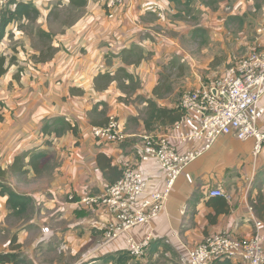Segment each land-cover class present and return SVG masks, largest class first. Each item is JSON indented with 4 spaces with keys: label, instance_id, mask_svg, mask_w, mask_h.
I'll use <instances>...</instances> for the list:
<instances>
[{
    "label": "crops",
    "instance_id": "crops-1",
    "mask_svg": "<svg viewBox=\"0 0 264 264\" xmlns=\"http://www.w3.org/2000/svg\"><path fill=\"white\" fill-rule=\"evenodd\" d=\"M30 1L39 8L45 5L48 11L53 0ZM232 1L233 4L229 2L227 8L236 3L241 7L242 3L250 7V12H246L245 6L242 10L248 17L250 13L256 14L264 9V0ZM105 3L104 0H90L84 16L55 37L54 43L60 47L55 58L38 63L36 70L30 71L32 78H24L25 83L14 78L12 75L16 67H13L2 79L0 97L6 101L8 108L5 119L0 122V165L7 169L17 155L25 154V169L28 170L17 175L8 171L4 182L19 194L30 196L31 202L25 217L14 216L7 203L8 195L0 194V237H3L2 231L7 230L10 219L17 218L18 221L11 226L14 231L8 244L0 239V252H19L28 264H40V261L32 259L33 254L22 253L26 250L24 241L27 239H30L28 246L32 245V248L53 250L54 253L60 250L52 264H116L119 252H126L127 246L123 248L121 242L104 247L106 226L115 218H112L108 207L89 205L92 208L88 209L79 205V200L69 201L68 196L63 199L64 194L69 192H75L79 198L99 195L114 182L105 174L107 168L100 169L97 153H107L112 158V164L118 165L120 169L123 162L129 161L143 173L147 187L139 200L165 190L166 172L160 162L156 159L142 161L136 151L138 145L143 143L142 135L163 130L167 132L171 126H159L157 130L147 131L141 114L143 104L138 105L136 110V102L133 106L117 102L121 91L115 83L106 93L96 92L93 85L99 67L117 73L121 66H125L143 80L144 86L138 94L152 95L157 82L153 68L159 69L158 61L163 58V54H156L150 61L141 59L139 65L127 66L122 62V51L139 45L146 57L153 48L161 47L163 38L153 41L152 29L161 22L160 11L164 9L168 12L175 6L164 0H124L119 5L109 3L108 11ZM229 13L224 9L222 19L225 20ZM147 15L153 16V19H148ZM261 24L264 34V18ZM258 30L260 32V26ZM260 46L264 47L261 37ZM73 85L86 86V97L92 96L96 100L105 94L112 110L108 115L115 114L126 120L129 134L137 137L121 145L98 146L89 134L92 126L90 119L83 115L84 109H92L94 101L85 104L80 109V115L70 112L71 101L67 96ZM165 100L159 99L158 102L160 105L176 106L166 104ZM66 114L80 120L82 132L78 136L66 132L56 137L53 119ZM130 117H137V121H129ZM131 123L136 124V129L131 128ZM48 126L44 134L42 128ZM259 126L264 131V91L259 104ZM206 143V138L190 146L183 143L181 149H199ZM254 146L253 138L240 140L233 135H223L210 149L188 163L160 214L147 225H137L128 232V239L133 237L141 241L150 232L153 239L144 255H132V259L125 264H182L188 259L190 250L211 234L225 232L236 238L253 235L256 231L254 220L260 219L253 203H256L260 190L264 191V146L258 155L254 153ZM41 150L48 152L51 161L47 170L38 173L28 162L35 151ZM70 157H74L77 167L73 166ZM42 177L48 178L46 191H42L39 186ZM215 188L221 189L225 195L211 196L210 191ZM44 210H48L47 217L39 219V212L46 215ZM39 223L45 224L42 226L43 231L37 236L33 235ZM53 236L55 239H51ZM42 241L45 244L38 246ZM61 251L63 255H60ZM215 264L244 263L220 259Z\"/></svg>",
    "mask_w": 264,
    "mask_h": 264
},
{
    "label": "built area",
    "instance_id": "built-area-1",
    "mask_svg": "<svg viewBox=\"0 0 264 264\" xmlns=\"http://www.w3.org/2000/svg\"><path fill=\"white\" fill-rule=\"evenodd\" d=\"M10 0H0V14ZM124 0H111L119 5ZM213 89H216L214 92ZM264 91V48H255L245 54L210 86L186 92L179 105L182 117L167 132L147 133L141 136L136 155L142 161L156 159L166 172L163 192L152 193L147 199L139 197L147 187L143 173L129 161L123 162L122 177L99 195H88L78 202L86 205H105L114 219L106 226L107 241L128 233L133 227L149 223L162 211L183 168L205 150L210 149L223 135L240 140L254 139V153L260 154L264 146V131L259 126V104ZM91 136L105 144H120L128 134L119 116L112 114L106 125L91 126ZM207 139L203 148L181 149ZM211 196H224L215 188ZM72 198V196H71ZM256 231L251 236L232 237L225 232L209 235L205 241L189 252L182 264H215L229 258L244 264H264V220L255 219ZM152 233L137 241L130 237L126 251L139 257L147 252ZM105 242V243H106Z\"/></svg>",
    "mask_w": 264,
    "mask_h": 264
},
{
    "label": "trees",
    "instance_id": "trees-1",
    "mask_svg": "<svg viewBox=\"0 0 264 264\" xmlns=\"http://www.w3.org/2000/svg\"><path fill=\"white\" fill-rule=\"evenodd\" d=\"M105 8L109 11L111 0H104ZM175 6V13L173 16L179 18L183 21H193L192 30L190 32V38L192 41H197L198 38H203L206 32V28L199 22L197 15L195 14L196 8L204 6L205 8L211 9L212 11H224L226 4L222 5L225 1L232 0H164ZM90 0H67L65 3L62 0H58L50 9L47 15L48 26L50 27V21L53 16H56L57 19L61 13L60 8H64L68 12L72 13V21L67 22V26L60 32L56 34L51 30L44 29L41 25H38L40 17H42V12L40 8L33 1H24V0H10L7 7L3 8L0 14V43L6 37L7 30L11 24H18V29L26 33L25 29L28 28L29 23L38 25L37 33L39 37V44L33 45L34 52L30 54V57H16L15 55L10 54L8 51H3L0 49V95H1V84L2 79L5 75L11 72L13 67H16L14 78H18L21 82L24 81V78H32L30 71H35L38 63H46L55 58L58 51L60 50L59 46H56L54 43L55 37L58 34L64 33L68 27L75 24L82 16L86 7L89 5ZM109 5V6H108ZM240 6L237 4L234 5L233 10L227 15L225 19L226 27L230 28L233 24H237L239 31L245 26V22L248 18V14L245 12L242 14L240 12ZM77 12V15H75ZM161 12V11H160ZM221 12V11H220ZM80 13V14H79ZM167 13V12H166ZM147 17V16H146ZM164 17L161 13L160 18ZM21 22V24H20ZM177 22V21H176ZM159 23V22H158ZM20 25V27H19ZM238 31V32H239ZM28 36L33 35L31 33H26ZM32 41V38H30ZM141 46L133 45L130 49H124L122 51V62L130 66L139 65L141 62V56L135 58L136 49H140ZM141 55V54H140ZM28 62V63H27ZM165 64V63H164ZM184 69V65H178L176 59H170L168 63L164 65V69L161 71L154 67L153 70L160 73V77H157V82L153 87L152 95L138 94V91L141 90L144 84H140L139 88L136 89L134 86L131 89L130 86L134 83V79H139V76H133L131 72L125 67L121 66L118 69V72H111L105 70L101 67L98 68V76L94 82V89L99 93L108 92L109 88L113 83L116 84V87L121 91L117 97V102L125 106L135 105L136 100H140L144 105V108L141 112L142 120L147 131H154L162 126L164 128L173 126L178 120L182 117V111L179 106L169 107L165 105H160L158 100L164 99L173 93L174 87L170 82V73L175 67ZM104 70V71H103ZM183 72V71H181ZM123 73V74H122ZM139 77V78H138ZM140 80V79H139ZM143 81V80H142ZM25 86V84H22ZM86 86L73 85L69 89V97L71 103L70 107L73 113L80 115V109L84 107L85 104L92 103L93 106L91 110L84 109L83 115L90 119L92 126L94 125H106L109 120L110 115L108 113L111 110L109 100L104 94L99 99L92 98V96L86 97ZM66 97V95L64 96ZM8 108L6 101L0 97V122L5 119L6 109ZM72 113V115H73ZM112 115V114H111ZM141 118V117H140ZM122 121V118H119ZM129 121H137V117H130ZM54 122V135L56 137H61L66 132L72 133L74 136H78L82 132V127L80 120L76 117H68V114L61 115L55 119ZM127 129V124L125 125ZM49 129L48 127H43L42 132L45 134ZM90 134V133H89ZM91 135V134H90ZM126 141L120 143L123 144ZM95 143L98 146H102L105 143L100 142L95 139ZM27 155L21 154L15 157L13 163L9 164L7 169H3L0 165V194L8 195L7 203L12 209V214L18 217H25L28 211L29 204L31 202V197L23 194H19L12 187L8 186L4 182V178L8 171H11L13 174H21L28 171L25 169L26 163L24 162ZM51 161V156L46 151H35L31 156L28 162V165H31L36 172H41L48 168L49 162ZM97 163L100 169L106 171V175L112 184L118 181L122 177L123 169H120L118 165L112 164V158L107 155V153L100 152L97 153ZM111 184V185H112ZM110 186V185H109ZM264 188V187H263ZM68 196V195H67ZM255 212L257 213L260 220H264V191L260 190V195L256 203H253ZM224 210V209H223ZM260 212V214H259ZM150 249V246L148 247ZM119 257L116 259V264H125L132 259V255L129 252H119ZM221 260H231L229 258H224ZM0 263H13V264H28L25 261V258L22 257V254L16 251H3L0 252Z\"/></svg>",
    "mask_w": 264,
    "mask_h": 264
},
{
    "label": "rangeland",
    "instance_id": "rangeland-1",
    "mask_svg": "<svg viewBox=\"0 0 264 264\" xmlns=\"http://www.w3.org/2000/svg\"><path fill=\"white\" fill-rule=\"evenodd\" d=\"M57 1L58 0H53L51 2L52 3L51 7ZM62 1L64 3L66 2V0H62ZM229 2L230 1L225 3L226 4L225 11L227 12H231L235 5L234 4L230 8H227V4ZM233 2L234 1L230 3L233 4ZM244 6L245 5L241 3V7L239 8L240 12H242ZM44 7L45 5H43L42 8H40L43 16L40 17L38 21V25H41L46 30H49L51 27V30L56 34L57 32H60L66 28L67 22L65 23V21L73 20V18L71 17L72 13L68 12L64 8H60L61 13L60 15H58L59 17L55 19L56 16H53L52 20L50 21V27H49L47 22V15L50 10L47 11ZM173 9H175V7L174 8L171 7V10L169 9L167 13L164 9H162L161 13L164 17H162L161 22L154 25L152 29V35L149 33L153 41L154 40L157 41L158 38L161 37L163 38L161 40V47L153 48L151 53H147L146 57L144 55L143 48L136 49L135 58L141 56V59L147 58V60L150 61L151 59L155 58L156 54L162 53L163 58L160 61H158L159 69L161 71L164 69L163 68L164 65L168 63L170 59L173 58L178 61V65L180 64L184 65L183 70L176 66L171 72L169 71L171 75L170 82L173 84L174 91L172 94L166 97L165 102L166 104L172 103L171 105L174 106L176 105L177 107L180 105L181 103L180 101L186 92L190 90H196L200 87L212 85L216 81V79H218L220 76L225 74L228 71V69L231 66L235 65L237 61L240 58H242L245 54L250 53L251 50L253 51L255 48H260V37L264 39V34L261 30V28L263 27L261 21L262 18H264V9H260V12H256V14L250 13L249 17L245 22L244 28L242 29V31H239V27L237 24H233L232 26H230V28L226 27L225 20L222 19L223 11L221 9H220L221 12L220 11L216 12V11H212L211 9L204 8V6L203 7L200 6L196 8L195 14L198 17L199 22L206 28V32L204 35V40H202L203 38H198L197 41H192L190 38V32L192 30V25L194 22L183 21L177 17L175 18L173 14L176 11L173 12ZM245 9L246 12H250L249 11L250 7L245 6ZM75 13H76L75 15H77V12ZM147 18L153 19V16L147 15ZM38 25L29 23L28 28L25 29V31L26 33H31L33 31V35L28 36L22 30L18 29V24L16 23L11 24L7 30L6 37L0 43V49H2L3 51H8L10 54L15 55L16 57H20L21 59H24V57H28V56L30 57V54L34 52L32 44L33 45L39 44V37L36 30L38 28ZM259 26H260V32L259 30L257 31V27L259 28ZM30 38H32V41ZM131 74L135 76L133 72H131ZM155 77L156 78L160 77V73L159 72L155 73ZM139 79H134V81H136L137 83L133 82V85L130 86L131 89H133L134 86L135 87L137 86L135 90L133 89L134 91H136L139 88L140 84H142L143 82L141 79L140 80ZM140 104H142V102L140 100H136V110L138 105ZM122 123L125 128L127 121L122 119ZM130 125L131 128H133V130L136 129V124L131 123ZM125 132L126 134H128V137L125 140L126 142L131 141L133 137H137V136H131L129 134L128 128L127 129L125 128ZM136 139H140V138H136ZM71 158L72 157H70V159ZM73 162H74V157L72 158V163ZM76 163L77 162L75 161L73 163V166L77 167L78 165ZM39 186L42 191H46L49 186L48 178L42 177ZM67 195H68L67 200L72 202H75L76 200L78 201L83 198V197L79 198L75 192H69L64 194V198H63L64 200L66 199ZM79 205H82L84 208L87 207L88 209L92 208V206L82 203H80ZM44 212L46 213V215H44V213L42 212H39L37 217H39V219L42 217H47L48 210H44ZM54 216H52V219L56 220ZM17 223H18L17 218L10 219L7 223V230L2 231L3 237H0V239H2L3 242L7 241L5 242V244H8V242L10 241L9 238L11 237L14 231L11 230V226H14ZM50 223L52 224L51 219H50ZM0 224H2L1 221ZM145 225L147 224L144 223L138 226H145ZM42 226H45V224L39 223V227L33 230V235L36 236L39 235V232H41L42 230ZM1 228L2 227L0 225V230ZM107 232L105 230V241L108 239L106 236ZM43 236H44L43 238H45V235ZM51 239H55V237L53 236ZM116 242H121L122 244L120 246L126 248L128 244V233H123L120 237L111 241H107L106 243H104V247H110ZM28 243H30V239L24 241L26 250L25 252L23 251L22 253L25 255L28 253L33 254L32 259L38 262L40 261L39 262L40 264H52L55 257L59 255L58 253L60 250L56 251L55 253L53 252V250L51 251H46L44 249L38 250L39 247L32 248V245L28 246ZM43 243L45 244V242L43 241L40 242L38 246H40ZM70 253L71 252L69 250V254ZM60 255H63V252L60 253Z\"/></svg>",
    "mask_w": 264,
    "mask_h": 264
},
{
    "label": "water",
    "instance_id": "water-1",
    "mask_svg": "<svg viewBox=\"0 0 264 264\" xmlns=\"http://www.w3.org/2000/svg\"><path fill=\"white\" fill-rule=\"evenodd\" d=\"M213 91L215 92V91H216V89H213Z\"/></svg>",
    "mask_w": 264,
    "mask_h": 264
}]
</instances>
